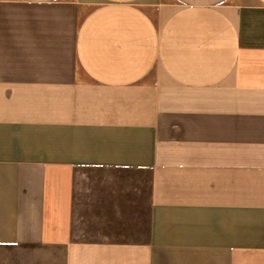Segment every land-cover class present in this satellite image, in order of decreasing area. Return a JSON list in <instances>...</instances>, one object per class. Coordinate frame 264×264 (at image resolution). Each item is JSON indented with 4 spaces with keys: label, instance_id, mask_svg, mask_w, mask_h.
Returning <instances> with one entry per match:
<instances>
[{
    "label": "crops",
    "instance_id": "obj_1",
    "mask_svg": "<svg viewBox=\"0 0 264 264\" xmlns=\"http://www.w3.org/2000/svg\"><path fill=\"white\" fill-rule=\"evenodd\" d=\"M0 264H264V0H0Z\"/></svg>",
    "mask_w": 264,
    "mask_h": 264
}]
</instances>
